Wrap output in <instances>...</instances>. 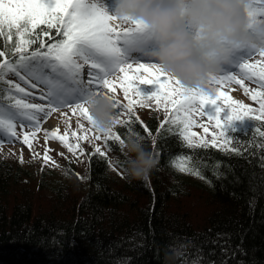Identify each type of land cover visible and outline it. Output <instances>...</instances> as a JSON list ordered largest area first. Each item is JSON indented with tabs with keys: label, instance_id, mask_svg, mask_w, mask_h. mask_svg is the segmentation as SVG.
<instances>
[{
	"label": "trees",
	"instance_id": "trees-1",
	"mask_svg": "<svg viewBox=\"0 0 264 264\" xmlns=\"http://www.w3.org/2000/svg\"><path fill=\"white\" fill-rule=\"evenodd\" d=\"M37 30L50 32L49 43L56 34L44 25ZM16 40L14 31L11 39L0 35V59L12 56ZM130 128L159 156L145 179L127 174ZM262 132L257 118L226 130L230 147L190 145L165 117L133 115L106 140L121 172L105 153L86 148L83 185L45 166L37 176L0 159V264H264ZM182 156L192 171L178 167ZM41 193L44 203L36 205Z\"/></svg>",
	"mask_w": 264,
	"mask_h": 264
},
{
	"label": "snow or ice",
	"instance_id": "snow-or-ice-1",
	"mask_svg": "<svg viewBox=\"0 0 264 264\" xmlns=\"http://www.w3.org/2000/svg\"><path fill=\"white\" fill-rule=\"evenodd\" d=\"M250 13L264 14V0H253ZM123 23L126 22L106 10L103 0H0V35L11 39L14 31L17 37L15 47L11 49L12 56L5 55L0 59V81L6 79V73L14 72L32 88H39L41 82L47 86L44 90L31 93L47 103H32L20 95L29 93V88L22 87L16 80H7L8 105L0 104V128L13 137L19 136L24 144L31 147L33 139L41 131L43 121L48 120L52 111L67 106L78 115L85 116L90 122L91 126L84 129V138H89L95 130L97 133H104L102 139L107 140L113 134V127L97 129L92 123L87 106L82 102V97L90 90L100 89L101 86L111 90L108 92L114 95L115 108L124 110L127 116V120L117 116L116 123L131 121L134 104H144L148 98H153L157 107L165 108V121L177 125L181 135L190 145L213 144L217 148L230 147L232 137L226 134V122L244 116H253L264 122V49L257 50L261 59L247 58L241 63L242 72L217 75L215 89L209 93L200 88L184 86L178 78L163 71L155 62L132 63V59H126L122 47L125 34L142 29L144 25L140 20L128 24L127 27L120 26ZM39 25H47L49 29L55 28L57 35H62V38L53 37L52 42H47L45 37H48L50 32L43 31L41 34L37 30ZM37 41L39 47H30ZM85 64L88 65L87 82L82 78ZM117 71L122 74L118 81L110 79L109 77ZM241 75L256 79L259 87L249 89ZM232 80L242 85L245 92H250L252 100L259 102L258 108L234 100L228 92L216 87L217 84ZM138 82L155 83L156 87L151 92L144 93L138 87ZM116 83H119L123 90L126 103L115 95ZM209 102L216 105L214 112L205 111L204 105ZM225 106L229 112L222 118L221 112ZM169 111L171 115H168ZM194 115H206L214 120L219 131H212L211 140L205 136L193 139L199 135L192 130V126L197 123ZM18 120L21 122L22 135L17 131ZM25 123L31 129L30 132L23 130ZM140 123L143 124V121ZM163 123L164 121H161V124ZM200 123L205 133L211 131L205 122ZM144 126L147 128V125ZM42 131L45 141L55 137L73 152L80 148L79 143L74 144L69 140L67 129L64 134L60 133L58 127L43 128ZM72 135H77L75 129L72 130ZM261 135H264V132ZM115 136L119 139V133H115ZM45 148L43 157L47 161L52 158L47 145ZM100 148V144H95L96 150ZM179 159L182 161L178 165L181 170L192 171L184 162L185 157ZM195 174L199 175L198 170Z\"/></svg>",
	"mask_w": 264,
	"mask_h": 264
},
{
	"label": "clouds",
	"instance_id": "clouds-1",
	"mask_svg": "<svg viewBox=\"0 0 264 264\" xmlns=\"http://www.w3.org/2000/svg\"><path fill=\"white\" fill-rule=\"evenodd\" d=\"M252 5L253 0H115L110 13L127 24L142 21L157 41L149 52L155 63L184 86L211 93L233 47L264 49V14L250 13ZM82 102L97 129L116 123L112 93L92 89ZM144 140L143 134L131 130L123 141L132 178H147L159 163L158 154Z\"/></svg>",
	"mask_w": 264,
	"mask_h": 264
},
{
	"label": "rangeland",
	"instance_id": "rangeland-1",
	"mask_svg": "<svg viewBox=\"0 0 264 264\" xmlns=\"http://www.w3.org/2000/svg\"><path fill=\"white\" fill-rule=\"evenodd\" d=\"M103 4L106 6V10L111 12L112 8L114 7L115 0H103ZM120 26L127 27L129 25L127 23H123ZM135 30L125 34V38L122 42V45L127 40L135 39V36L138 35V32H136ZM247 58L250 60L261 59L259 53L257 52V49L252 46L244 45L233 47L228 59L221 63V67L217 75L224 76V74H222L221 72L222 70H226L228 71V73L242 72L243 70L241 69L240 65ZM126 59H132V63L138 62L136 61L137 59L130 52L126 53ZM147 62H156V59H152ZM230 62L235 63L237 67L228 68V63ZM48 71H51V69H48ZM5 75L7 80H16L18 83L22 84V87L29 88V93L20 94L21 98H26L32 103H47V101L42 99L41 97L31 95L32 92H39L41 90L46 89L47 86L43 84V82L40 83L39 88H32L31 85H28L25 81H22L14 72H8ZM120 75L122 74L117 71L109 78L118 81ZM82 78L85 82H87V64H85L84 68L82 69ZM241 78L244 80L245 84L248 85L249 89L259 87V84L256 79L243 75H241ZM114 87L116 89L115 95L117 96V98L126 103V97L124 96L123 90L120 88L119 83H116ZM138 87L142 92L148 93L155 89L156 84L148 82H138ZM216 87L222 88L223 91L228 92L234 100L243 101L244 104L251 105L257 108L259 106L258 101L252 100L250 92H245L244 87L234 80L225 81L222 84H217ZM101 88L106 91H111L106 89L104 86H101ZM14 92H18V90H14ZM221 105L223 106L222 102ZM5 106H7V104H5ZM133 107L134 115L140 120L145 119L150 113H155L160 117H165L166 114L165 108L163 106L157 107L153 98H148L147 102L144 104H134ZM215 107L216 105L212 104L211 102L206 103L204 105L205 111L208 112H214ZM115 111L118 113V116H120L121 119L127 117L125 115L124 110L115 108ZM228 112L229 109L227 108V106H225L221 112V117L223 118L224 116H226ZM168 115H171V111L168 112ZM41 119H43L42 116ZM194 119L197 121V123L192 126V130L194 133H197L199 135L194 136L193 139H199V136H205L208 140H211L212 131H219L215 127L214 120H211L206 115H194ZM254 119L256 118L253 116H244L239 119H233L232 121L225 123V128L227 130L229 128H236L240 126L247 127L249 124H251ZM77 121H79V123H77ZM201 121L205 122V125L209 127L211 131L205 133L204 128L200 123ZM90 126V122L85 116L78 115L72 110L71 107L65 106L58 110L52 111L49 115L48 120L43 121V123L41 124V131L38 132L37 137L33 139L31 147L27 144H24L23 141L19 138V136L13 137L11 134L7 133L3 128H0V159H7L10 161L13 160L15 161V163L21 165L22 168L29 169L30 174H34L37 176L40 174L39 171L42 170V167L45 166L49 168V171L53 174V176H58L63 179H69L70 184L76 182L77 180L81 185H83L85 183L87 163L86 148L96 150L95 144H100L101 148L97 151L105 153L112 162V168L120 171L118 168L119 165L117 161L119 159V156L107 147L106 140L102 139V137L105 135L104 133H97L95 130H93L89 138H84V129L89 128ZM52 127H58L61 134H64L65 129H67L69 140L74 144L79 143L80 148H78L76 152H73L70 148H68L67 145H65L58 138L55 137L49 138L48 141H45L43 138L42 129H51ZM73 129L76 130V136L72 135ZM23 130L29 132L31 131V129L27 127V123H25ZM17 131L20 133V135H22L21 122L19 120L17 121ZM77 137H80V139L78 140ZM46 145L49 155L52 158L47 161L43 157V152L46 150ZM81 149H83V151H81ZM181 162L182 161H180V159L176 160V164L178 165ZM72 165L75 166L76 173L72 172L70 168ZM44 191L48 192L46 189H44ZM39 196L40 198L37 202H35L36 205H42L44 203L42 198L43 196H45L44 193L39 194Z\"/></svg>",
	"mask_w": 264,
	"mask_h": 264
},
{
	"label": "bare ground",
	"instance_id": "bare-ground-1",
	"mask_svg": "<svg viewBox=\"0 0 264 264\" xmlns=\"http://www.w3.org/2000/svg\"><path fill=\"white\" fill-rule=\"evenodd\" d=\"M153 31H147V35L145 37L137 39V41L134 44V46L131 43H127L124 47L125 49H128L127 46L130 45V47L133 49L134 52L136 53H144V54H149L150 50L155 48L157 46V41L155 39V36L152 35ZM143 55V54H142ZM145 57H149L147 55H143Z\"/></svg>",
	"mask_w": 264,
	"mask_h": 264
}]
</instances>
